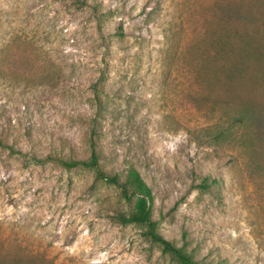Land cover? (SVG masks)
I'll list each match as a JSON object with an SVG mask.
<instances>
[{
  "label": "rangeland",
  "instance_id": "obj_1",
  "mask_svg": "<svg viewBox=\"0 0 264 264\" xmlns=\"http://www.w3.org/2000/svg\"><path fill=\"white\" fill-rule=\"evenodd\" d=\"M264 264V0H0V264ZM203 184H206L204 187Z\"/></svg>",
  "mask_w": 264,
  "mask_h": 264
},
{
  "label": "trees",
  "instance_id": "obj_2",
  "mask_svg": "<svg viewBox=\"0 0 264 264\" xmlns=\"http://www.w3.org/2000/svg\"><path fill=\"white\" fill-rule=\"evenodd\" d=\"M91 156L89 160H73L67 161L59 159V163L66 168L76 166H85L93 168L97 180H103L120 189L121 194L126 199H130L134 194L139 195L137 210L129 215L118 213L115 218L121 224H136L146 226L145 235L150 241L159 243L162 251L167 253L177 264H197L192 257L182 247L174 246L169 240L162 237L156 231V223L151 219L150 201L151 190L135 168L129 167L126 178L121 180L117 174H106L99 168L98 155L95 150V143L91 141ZM206 184H203L204 187Z\"/></svg>",
  "mask_w": 264,
  "mask_h": 264
}]
</instances>
